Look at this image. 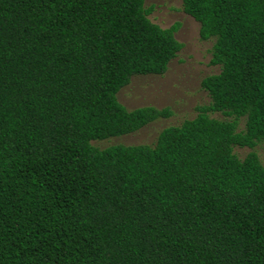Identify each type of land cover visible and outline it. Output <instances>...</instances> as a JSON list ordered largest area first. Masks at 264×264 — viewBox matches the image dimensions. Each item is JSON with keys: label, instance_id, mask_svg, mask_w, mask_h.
Masks as SVG:
<instances>
[{"label": "trees", "instance_id": "obj_1", "mask_svg": "<svg viewBox=\"0 0 264 264\" xmlns=\"http://www.w3.org/2000/svg\"><path fill=\"white\" fill-rule=\"evenodd\" d=\"M150 9L0 0V264H264V0H181L213 40L208 104L151 145L91 144L173 115L116 97L182 48Z\"/></svg>", "mask_w": 264, "mask_h": 264}, {"label": "rangeland", "instance_id": "obj_2", "mask_svg": "<svg viewBox=\"0 0 264 264\" xmlns=\"http://www.w3.org/2000/svg\"><path fill=\"white\" fill-rule=\"evenodd\" d=\"M144 7L150 9L147 18L160 28H169L179 24L174 33L175 39L182 45L177 55L168 63L162 75L135 76L128 85L116 95L118 102L127 110L151 106L157 109L168 107L173 115L164 120H156L135 133L112 138L106 141L91 142L93 146L105 148L109 145H151L161 127L179 124L196 115L195 108L208 104V97L200 88L203 77L218 73L217 66L209 64L213 40L199 39V25L181 10V0H144ZM212 118L229 119L221 114ZM242 122H239L241 128ZM263 144L254 150L264 167ZM249 149L234 148L242 158Z\"/></svg>", "mask_w": 264, "mask_h": 264}]
</instances>
